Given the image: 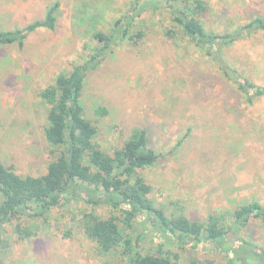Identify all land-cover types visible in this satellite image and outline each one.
Returning <instances> with one entry per match:
<instances>
[{
  "label": "rangeland",
  "instance_id": "1",
  "mask_svg": "<svg viewBox=\"0 0 264 264\" xmlns=\"http://www.w3.org/2000/svg\"><path fill=\"white\" fill-rule=\"evenodd\" d=\"M56 1L61 11L55 31L41 28L32 33L25 50L17 45L0 47V161L22 175L45 173L51 160L43 131L47 108L38 92L58 72L85 58L87 43H94L88 24L108 30L133 2L0 0V24L23 25L43 18ZM207 1L210 9L202 19L208 30L224 33L264 16V0ZM146 2L143 15L149 33L144 45L117 47L89 78L91 114L97 104L110 110L101 122L98 144L109 150L121 145L135 125H147L151 143L162 157L143 174L153 186L151 197L168 214L203 220L251 200L264 204V96L247 104L219 77L212 60L189 46L186 38L177 44L167 42L164 33L172 24L167 0H140ZM227 54L248 78L264 85V31L237 41ZM189 128L190 134L179 144ZM73 203L54 209L47 223L26 217L40 230L33 238L20 239L8 226L6 264H99L94 242L76 223L83 204ZM99 212L109 214L106 207ZM135 229L141 231L144 225L137 222ZM69 230L72 234L65 236ZM244 236L264 247V221L253 219ZM169 244L180 254L176 264H196L193 259L226 263L222 252L182 251ZM146 245L155 244L148 237Z\"/></svg>",
  "mask_w": 264,
  "mask_h": 264
},
{
  "label": "trees",
  "instance_id": "2",
  "mask_svg": "<svg viewBox=\"0 0 264 264\" xmlns=\"http://www.w3.org/2000/svg\"><path fill=\"white\" fill-rule=\"evenodd\" d=\"M60 5V1L54 2L43 18L27 24H0V47L17 45L25 50L32 33L41 28L55 31ZM166 5L172 22L164 33L167 42L177 44L186 38L189 46L212 60L219 77L236 88L247 104L264 96V85L248 78L227 54L237 41L264 31V16L221 33L208 30L202 19L210 9L207 0H167ZM147 6L148 2L133 0L127 12L113 20L105 31L97 24H88L94 43H87L89 52L85 58L58 72L53 82L38 92L47 108L43 131L51 160L41 175H22L0 161V264H6L4 252L10 247L8 226L20 239L33 238L40 230L32 227L26 217L47 223L54 209L73 202L83 204L76 214V223L83 235L94 242L99 264H176L180 254L171 251L169 243L182 251L222 252L225 264H264V247L244 236L253 219L264 221V204L251 200L230 213H210L203 220L184 213L168 214L151 197L153 186L143 174L162 157L151 143V129L135 125L121 145L109 150L97 142L101 122L110 110L97 104L91 114L89 78L117 47L144 45L149 33L148 19L143 15ZM190 131L191 128L179 144ZM102 207L108 208V215L99 212ZM137 222L144 225L143 230L135 229ZM71 234L69 230L65 236ZM148 237L154 242L153 247H146ZM193 261L223 264L213 259Z\"/></svg>",
  "mask_w": 264,
  "mask_h": 264
}]
</instances>
